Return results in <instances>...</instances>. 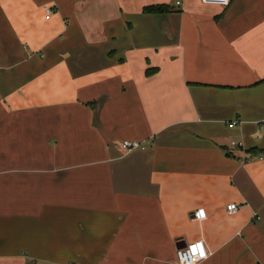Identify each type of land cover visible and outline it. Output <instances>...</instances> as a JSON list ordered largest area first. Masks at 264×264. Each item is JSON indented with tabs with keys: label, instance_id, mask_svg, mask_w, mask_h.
<instances>
[{
	"label": "crops",
	"instance_id": "1",
	"mask_svg": "<svg viewBox=\"0 0 264 264\" xmlns=\"http://www.w3.org/2000/svg\"><path fill=\"white\" fill-rule=\"evenodd\" d=\"M198 239V264H264V0H0V264Z\"/></svg>",
	"mask_w": 264,
	"mask_h": 264
},
{
	"label": "built area",
	"instance_id": "2",
	"mask_svg": "<svg viewBox=\"0 0 264 264\" xmlns=\"http://www.w3.org/2000/svg\"><path fill=\"white\" fill-rule=\"evenodd\" d=\"M205 4H217L222 7H226L229 5L230 0H200ZM175 6H179L182 4V0H173ZM44 11L46 13V18L49 17L51 13V7H44ZM238 120L232 121L228 124V127H233ZM235 142H231V146H234ZM120 146L125 151H130L132 149H136L142 147L141 142L136 140H123L120 143ZM239 208V204L237 203H229L226 205V212L228 214L234 213ZM206 212L204 208H198L193 213L192 216L195 219L201 220L205 217ZM210 251L206 247L204 241L202 239L195 240L193 242L186 243L184 246H181L176 249V260L178 264H198L209 255ZM70 264V263H68Z\"/></svg>",
	"mask_w": 264,
	"mask_h": 264
},
{
	"label": "trees",
	"instance_id": "3",
	"mask_svg": "<svg viewBox=\"0 0 264 264\" xmlns=\"http://www.w3.org/2000/svg\"><path fill=\"white\" fill-rule=\"evenodd\" d=\"M169 10L170 8L167 5H148L143 7V11L148 13H162Z\"/></svg>",
	"mask_w": 264,
	"mask_h": 264
},
{
	"label": "water",
	"instance_id": "4",
	"mask_svg": "<svg viewBox=\"0 0 264 264\" xmlns=\"http://www.w3.org/2000/svg\"><path fill=\"white\" fill-rule=\"evenodd\" d=\"M184 245H185V243L183 242L182 245H179V246H177V247L179 248V247L184 246Z\"/></svg>",
	"mask_w": 264,
	"mask_h": 264
}]
</instances>
